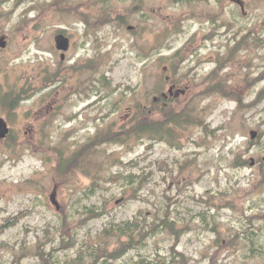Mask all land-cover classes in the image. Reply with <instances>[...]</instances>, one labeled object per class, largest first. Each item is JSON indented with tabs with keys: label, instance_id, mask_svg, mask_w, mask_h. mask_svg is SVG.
I'll list each match as a JSON object with an SVG mask.
<instances>
[{
	"label": "rangeland",
	"instance_id": "1",
	"mask_svg": "<svg viewBox=\"0 0 264 264\" xmlns=\"http://www.w3.org/2000/svg\"><path fill=\"white\" fill-rule=\"evenodd\" d=\"M242 1L0 0V264H264V0ZM168 77L187 92L165 103ZM183 109L168 138L134 135ZM167 218L179 241L112 259L104 231Z\"/></svg>",
	"mask_w": 264,
	"mask_h": 264
},
{
	"label": "trees",
	"instance_id": "2",
	"mask_svg": "<svg viewBox=\"0 0 264 264\" xmlns=\"http://www.w3.org/2000/svg\"><path fill=\"white\" fill-rule=\"evenodd\" d=\"M223 89V88H222ZM17 104H19V100L18 99H10V100H6V102H4V106L7 109H12L14 107L17 106ZM187 112H192L190 110H181L180 114L177 117H174L172 119H170L171 117H173L174 115H176L177 113L171 112L168 113V118L163 121L161 119H148V120H143V122H141V118L138 119V117H136V119L134 120L135 126L133 128V133L135 136L138 135H148L151 138H168V132L166 131V125L169 124L170 121H172V124L175 125H185L187 123H191L193 122V119L190 118L189 116H186L185 113ZM143 115V114H142ZM152 115V114H151ZM170 119V120H169ZM169 120V121H168ZM111 131H109L110 133ZM128 136V135H127ZM124 136L123 135H113L111 137H109V140L116 142L118 144H122L123 143V139ZM61 165V163H60ZM107 207L103 206V207H93L92 209H90L87 213H86V220H92V219H99L102 217L106 216V212H107ZM138 220V219H136ZM175 227V222L174 221H170V218L164 219V220H160L159 223L155 224V225H151L149 226L146 222L144 223H135V224H131V223H124L123 225H119L118 227H113L112 230L111 228H109L107 231H104L102 234V239L104 240L105 238H110V237H118L120 240V246L115 250V252H113V256L112 259H120L124 256H126L130 250H133L135 248L138 247V245L141 243L140 241H142L144 238H146L150 233L158 230V229H162V230H166V231H170L172 233V235H175L178 239V241L180 240V235L179 233L174 229ZM113 233V234H111ZM108 234H110V236H108ZM127 237L128 241L123 242L122 238ZM102 252H106L104 247L101 249ZM173 257L172 260L175 263L177 257H180L183 260H186L187 257L183 254L180 253L176 250V248H173ZM103 253V254H104ZM102 257L98 256V259H101ZM84 256L82 254L79 255L78 259H76L74 261V263L72 264H84L83 262ZM167 260V259H166ZM166 260L162 263V264H171V262L166 263Z\"/></svg>",
	"mask_w": 264,
	"mask_h": 264
},
{
	"label": "water",
	"instance_id": "3",
	"mask_svg": "<svg viewBox=\"0 0 264 264\" xmlns=\"http://www.w3.org/2000/svg\"><path fill=\"white\" fill-rule=\"evenodd\" d=\"M233 1L235 4H238L241 7L243 13H245L246 11L245 3L242 0H233ZM55 43L57 50L62 52L61 59L62 61H64L66 59V53L69 51L71 47V40L64 33H59L55 37ZM0 47H6V42L4 37L0 39ZM10 132L11 129L9 127L8 122L4 118H0V140L7 139ZM250 135H251V139L255 140L258 136V133L256 131H251ZM50 199L52 204L56 206L57 210L59 211L60 204L57 200L56 191H54V193L50 196Z\"/></svg>",
	"mask_w": 264,
	"mask_h": 264
},
{
	"label": "flooded vegetation",
	"instance_id": "4",
	"mask_svg": "<svg viewBox=\"0 0 264 264\" xmlns=\"http://www.w3.org/2000/svg\"><path fill=\"white\" fill-rule=\"evenodd\" d=\"M242 13H243V11H242ZM245 13H246V11H245ZM245 13H243V14H245ZM166 81L168 83H170L169 94H166L165 93L163 95L162 99H160L161 101L163 100V101H165V103H169L172 100H174L176 98H179L182 95H185L186 94L187 89L186 90H181V92H177V90H176L177 89V85L172 82V80H171L170 77L166 78Z\"/></svg>",
	"mask_w": 264,
	"mask_h": 264
}]
</instances>
